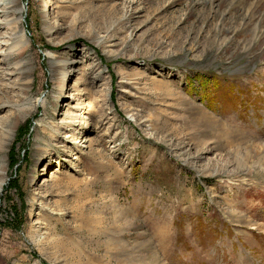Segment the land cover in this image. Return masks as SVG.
Here are the masks:
<instances>
[{
	"label": "rangeland",
	"instance_id": "374dc122",
	"mask_svg": "<svg viewBox=\"0 0 264 264\" xmlns=\"http://www.w3.org/2000/svg\"><path fill=\"white\" fill-rule=\"evenodd\" d=\"M0 1V264H264V0Z\"/></svg>",
	"mask_w": 264,
	"mask_h": 264
},
{
	"label": "bare ground",
	"instance_id": "6f19581e",
	"mask_svg": "<svg viewBox=\"0 0 264 264\" xmlns=\"http://www.w3.org/2000/svg\"><path fill=\"white\" fill-rule=\"evenodd\" d=\"M3 3H4L3 1H0V4H3ZM8 5H10V9L11 8H15L18 5V0H10L9 3H8ZM6 9H8V8H6ZM71 137H72V135L66 134L64 136V139L66 141H69V139H71ZM73 141H74V139H73ZM3 167H4V165L0 163V190H2V186L4 185V182H5V178L4 177H1L2 174L4 173L3 172Z\"/></svg>",
	"mask_w": 264,
	"mask_h": 264
},
{
	"label": "trees",
	"instance_id": "16d2710c",
	"mask_svg": "<svg viewBox=\"0 0 264 264\" xmlns=\"http://www.w3.org/2000/svg\"><path fill=\"white\" fill-rule=\"evenodd\" d=\"M15 216H16V218H17V221H18V218H20L21 216H20V214L19 213H16L15 214ZM22 222H19L18 224H16V225H19V224H21Z\"/></svg>",
	"mask_w": 264,
	"mask_h": 264
}]
</instances>
